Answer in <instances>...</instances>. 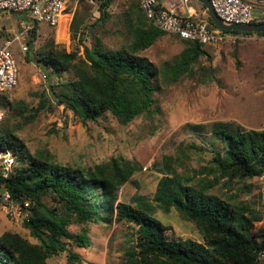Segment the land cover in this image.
Here are the masks:
<instances>
[{
  "label": "trees",
  "instance_id": "obj_1",
  "mask_svg": "<svg viewBox=\"0 0 264 264\" xmlns=\"http://www.w3.org/2000/svg\"><path fill=\"white\" fill-rule=\"evenodd\" d=\"M111 2L100 0L95 5L96 18L92 19L89 12L72 17L70 30L73 38L81 30L78 41L83 56L76 50L54 48L39 53L37 61H41L49 77L51 72L68 71L73 78L55 84L48 81L53 102L44 91L32 109L40 111L48 106L53 111L55 106L62 105L83 123L95 122L106 114L124 126L138 118L151 121L160 114L155 94L162 86L186 75L194 76L195 65L205 54L202 48L206 46L197 41L178 37L183 49L160 67L141 54L164 32L146 20L137 0L127 7L124 29L115 31L123 33V41L116 47L104 44L94 30L106 21ZM199 6L204 10L203 5ZM83 30L91 35L88 42L82 39ZM28 31L27 44L31 46L36 38V21ZM26 59L29 60L27 56ZM208 78L203 75L200 81ZM7 106L10 115L20 117L28 110V104L21 100ZM186 127L192 132L209 133L205 138L211 153L208 164L187 170L186 161L194 154L189 150L197 147L192 144L181 148L180 144L178 154L165 155L156 165L155 171L161 177L152 199L134 195L129 202L119 201L117 191L138 170L137 162L120 156L92 167L64 165L46 150L30 153L15 133L1 127L0 144L10 147L17 160L6 186L12 198L31 200L32 216L23 226L36 242L16 233H2L0 264H45L47 258L62 252H67L69 264H77L79 255L67 249L66 240L86 248L89 238L86 229L74 235L68 231L67 214H74L80 223L135 225V245L126 249L122 264H264L259 257L264 251V216L249 206L237 205L222 190L221 196L216 192L217 185L230 190L235 180L259 179L264 175V130H244L232 122L221 121ZM196 156L201 159L200 154ZM46 195L62 203L65 215L57 214L43 202ZM156 209H174L181 219L200 231L203 241L169 237V227L153 215Z\"/></svg>",
  "mask_w": 264,
  "mask_h": 264
},
{
  "label": "rangeland",
  "instance_id": "obj_2",
  "mask_svg": "<svg viewBox=\"0 0 264 264\" xmlns=\"http://www.w3.org/2000/svg\"><path fill=\"white\" fill-rule=\"evenodd\" d=\"M88 2L73 0L69 3L57 26L37 22L36 38L31 46L27 44L29 31L24 33L19 27L20 20L28 23L31 17L20 12L0 11V43L6 37L13 39L11 52L19 69L17 86L0 92V110L5 111L0 129L8 127L30 153L46 150L59 163L80 167H92L120 156L137 162L138 170L118 189L117 199L129 202L132 196L139 195L151 200L161 177L155 171L156 165L161 163L163 156L178 154L180 144L181 148L192 144L197 147L189 150L194 154L186 161L189 166L187 170H197L201 165L208 164L211 158L205 142L209 133L205 130L192 132L186 125L221 121L232 122L244 130H264V41L256 34H239V37L224 43L203 47L205 54L197 61L194 76L186 75L175 83L162 86L155 94L160 114L151 121L138 118L124 126L106 114L95 122L83 123L62 105L55 106L53 111L48 106L40 111L32 109L38 105L39 95L44 91L52 101L48 81L55 84L73 78L68 71L51 72L49 77L37 58L39 53L49 48L65 52L76 50L79 56L84 55L78 41L81 30L73 38L70 23L76 13L89 12L92 19L98 16L95 10L97 5ZM133 2L112 0L106 21L94 30L95 35L102 37L104 44L116 47L123 41L120 30L124 29L127 7ZM189 5L195 7L198 15H203L204 10L198 2L192 0ZM178 12L184 13L185 9ZM252 15L258 18L260 11L254 9ZM208 25L209 28L214 27L213 24ZM116 29H120V32H115ZM82 35L86 42L91 38L86 30L82 31ZM20 44L27 46L26 53L21 51ZM182 49L183 44L177 36L164 33L141 54L160 67ZM202 74L210 77L208 81H200ZM20 100L28 104L25 115H10L6 109L8 103L14 105ZM199 154L201 159L196 156ZM263 183L264 179L260 178L235 180L231 184V191L220 184L216 192L221 196L219 191L222 190L237 205L249 206L264 216ZM43 202L57 214L65 215L62 203L52 195L44 196ZM153 215L169 227V237L203 241L200 231L191 222L181 219L174 209L168 212L156 209ZM67 216L68 231L74 235L86 229L89 238L86 248H79L71 240H66L67 249L79 255L77 264H122L126 249L135 245L136 226L131 223L113 222L104 226L77 222L74 214ZM261 223H264V219ZM5 232L16 233L29 242H36L21 221L10 219L0 211V235ZM45 264H69L67 252L47 258Z\"/></svg>",
  "mask_w": 264,
  "mask_h": 264
},
{
  "label": "built area",
  "instance_id": "obj_3",
  "mask_svg": "<svg viewBox=\"0 0 264 264\" xmlns=\"http://www.w3.org/2000/svg\"><path fill=\"white\" fill-rule=\"evenodd\" d=\"M73 0H0L1 12H20L31 21H19L20 29L25 33L32 28L33 22L43 21L57 26L60 17ZM98 5L100 0H88ZM146 20L164 33L173 34L180 39L197 41L202 45H218L234 38L209 23L203 15L197 14L190 6L192 0H137ZM217 17L229 25L264 22V0H208ZM184 8V13L178 10ZM254 9L260 11V17H253ZM261 39L264 41V35ZM17 39V37H16ZM13 39H5L0 43V92L14 89L19 81V69L11 52ZM22 52L27 46L20 44ZM45 78V75H43ZM4 110H0V125L4 119ZM16 155L10 147L0 144V211L15 221H29L32 216V202L29 198L14 199L6 186V180L12 175L16 165ZM260 179H264L261 176ZM262 201L264 203V183L262 184ZM264 259V251L259 253Z\"/></svg>",
  "mask_w": 264,
  "mask_h": 264
},
{
  "label": "water",
  "instance_id": "obj_4",
  "mask_svg": "<svg viewBox=\"0 0 264 264\" xmlns=\"http://www.w3.org/2000/svg\"><path fill=\"white\" fill-rule=\"evenodd\" d=\"M199 4L204 6L206 14L210 19L211 23L218 29L224 31H241V32H248V33H260L264 32V22H255L249 24H238V25H229L222 22L217 15L214 13L213 9L211 8L208 0H195Z\"/></svg>",
  "mask_w": 264,
  "mask_h": 264
},
{
  "label": "crops",
  "instance_id": "obj_5",
  "mask_svg": "<svg viewBox=\"0 0 264 264\" xmlns=\"http://www.w3.org/2000/svg\"><path fill=\"white\" fill-rule=\"evenodd\" d=\"M195 8V7H194ZM251 35V34H250ZM257 35V34H256ZM241 36V35H240ZM233 37L234 38H237V37H239V34H235V35H233ZM264 176V175H263Z\"/></svg>",
  "mask_w": 264,
  "mask_h": 264
},
{
  "label": "bare ground",
  "instance_id": "obj_6",
  "mask_svg": "<svg viewBox=\"0 0 264 264\" xmlns=\"http://www.w3.org/2000/svg\"><path fill=\"white\" fill-rule=\"evenodd\" d=\"M61 18V17H60ZM59 21H60V19H59Z\"/></svg>",
  "mask_w": 264,
  "mask_h": 264
}]
</instances>
